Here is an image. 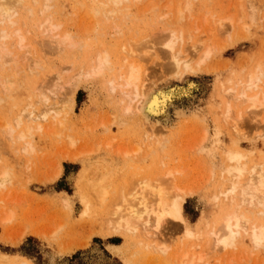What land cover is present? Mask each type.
<instances>
[{"label":"rangeland","instance_id":"rangeland-1","mask_svg":"<svg viewBox=\"0 0 264 264\" xmlns=\"http://www.w3.org/2000/svg\"><path fill=\"white\" fill-rule=\"evenodd\" d=\"M0 1L3 2V0ZM20 1V5L16 4L18 14L12 18L15 19L13 21L16 22L17 30L20 29L18 32L25 34L26 31V41L28 37L26 43L31 46L30 57H28L27 51L20 50L15 42L18 40V35L14 37L16 27L10 26L8 21L2 23L0 19V25H2L0 33L6 28L5 32L7 31L14 38L9 37L10 39H7L9 43L6 42L7 40H3L6 43L4 47L10 48V45H16L12 47L13 49H7L10 52L13 51V54L10 55L12 59L9 57L10 62H7L9 59L6 61L9 64L2 63L3 60L0 59V83H3L4 80L8 81L6 78L13 82H11L12 88L7 93L4 87L5 92L2 91V83L0 84V171L3 170L0 173V183L2 182L1 175L5 170L8 176L9 174L11 176V180H7L8 183L6 182L3 185L4 188L0 189V217L4 215L5 218L9 214L12 216L9 226L8 222L4 226L0 225V264H180L182 255L199 257L200 253H206L207 256L204 258L202 254L204 259L201 264H264V248L253 246L248 235L242 237V240L238 242V247L222 251L217 249L208 237L214 226L219 227V219L223 214L233 208L231 207L229 210L230 205L227 206L228 201H225L224 195L216 194L226 190V185L229 183L228 177L240 175V169L244 163L249 168L260 164L264 165V112L259 114L260 112L254 113L248 109L247 112L237 113L240 109L238 102L234 103L233 100H229L224 92L230 88L239 89L241 86L239 82L245 81L246 75L249 77L258 64L260 67L262 66L261 71L264 74V0H140L138 2L130 0L119 6L120 12L124 16L126 10L124 11L123 7L125 6L127 17L113 19L117 26L113 25V21H109L111 18H116L117 15H119L118 18H122L119 12L114 14L109 21L105 19L107 23L104 21V15L100 16L104 11L106 13L110 9V12L115 8L108 4L107 0L106 2L104 0ZM98 1L103 2L102 4L106 3L104 5H107L108 8ZM98 5L104 6V8L98 7ZM187 5L190 6V11L186 9ZM25 7L31 10V17L28 16L29 12H25L27 11ZM95 9L99 10V14L95 15V12L97 13ZM178 9L185 12L183 19L177 18ZM92 15L97 16V19ZM242 15L243 17H241ZM48 16L53 17L51 18L52 23L56 25H61L62 22V29L66 27L71 31L75 35V41L82 40H79L81 43L77 44L81 47H78L79 49L77 48L74 53L67 47L61 54L56 47L57 44H53L54 40H50L55 34L57 35V32H53L50 37V34L46 33L48 31L46 22L41 24L46 21L44 17L48 19ZM19 17L20 19H18ZM230 18H233L232 24L229 22ZM18 21L19 23H17ZM102 21L103 24H101ZM221 23L224 24L223 27L220 26ZM43 26L46 28V32L43 31ZM93 26L96 27L94 31H92ZM117 27L123 32L121 30L120 33ZM116 31L120 34L117 35ZM170 34L176 39L180 37L182 41H179L180 38L177 39L175 50L184 54L185 49L188 52L185 54L188 56L192 51V45L204 41L205 45L202 44L199 49L200 54L192 61L195 73L184 70L176 71L175 69V72H170L173 70V64L169 57L167 56V59L163 54L165 51L164 53L168 55L163 43L164 40L169 39ZM209 39H211L210 42L207 41ZM49 40L51 44L46 42ZM135 40L137 42L139 40L138 44L149 42L150 46H157L156 50L160 49L159 57L157 56L156 60H154V56L148 57V59L142 57L145 59V61L142 60V64L145 66L142 67L147 66L148 73L152 81L155 82L156 87L155 85L152 87L155 89L154 91L168 90V88L174 91L170 102H167L165 113L158 116L159 118L149 117L151 126L153 128L161 127V132L156 134L154 132L151 135L153 130L147 129L148 126L144 127L138 116L136 118L135 114L130 113L129 115L128 113L125 114L127 118L122 114L126 101L122 100L121 93L113 92L111 94L112 91L109 92L111 90L108 86L110 74L97 78L84 77L85 79H80V88L78 87V91L74 95L75 102L73 106L71 105L72 107L67 106L71 110H68L64 104L67 101L65 100L64 103L62 101V97H65L62 93L64 90H61L56 96L53 94L51 84L54 83V79L57 80V76H62L64 79L62 83H66L76 75L75 72L79 73V71L88 69L89 62H92L97 54V52L93 53L95 50L98 52L120 50L118 52L121 53L122 50L119 48L121 45L118 44L127 47ZM3 41L0 39V46H3ZM43 41H45V45ZM208 45L214 49L212 50L213 54L211 53L209 61L206 60L205 64L197 65L195 62L200 61L198 56L211 48ZM162 46L164 47L162 48ZM55 47L57 49H54ZM179 47L180 50H178ZM138 58L136 57L137 60H134L139 64L141 57L140 61ZM151 63H154V66ZM193 63L198 66L197 70V66ZM66 67L69 69L74 67L75 71L71 69L66 73L64 69ZM178 72L180 73L178 74ZM56 73H58L57 76ZM41 87L47 88L48 90H44H47L50 97L54 98L52 100L50 98L46 103L43 100L42 103L57 105L62 101V105L61 103L58 105L63 108L65 106L63 114L65 113L67 121L61 138L57 136L61 129H58L60 123H57L60 118L63 121V114L58 118L53 116L58 122L53 120L52 114L50 116L52 121L49 119V123L44 124V129L37 122L30 121L29 123L30 118H26L24 125L19 129L13 126L15 124L11 125L20 113L28 114L34 108H43L42 98H37V95L44 93ZM37 99L41 101L39 100V102ZM37 101L38 104H36ZM224 101L230 102L231 106L235 104L233 118L228 123L224 121V118L221 119V114L225 111L227 104V102L224 104ZM122 102H124L123 106ZM28 105L35 107L30 108ZM24 110L28 112H24ZM125 118L127 119L125 120ZM235 121H238L236 130L231 126ZM120 122H124V124L121 126ZM7 124H10L15 132L13 130V133L11 130L10 133L6 131ZM25 124L32 125L30 135L20 139L19 132L22 129L25 130L27 127ZM54 127L55 129H53ZM45 129L48 130L44 131ZM152 136H156V140ZM147 137L152 138L149 140ZM202 138H205V141ZM71 139L75 142L74 147L72 145L74 142ZM155 142L163 144L161 145L163 147L158 144L161 149L158 148L159 146ZM199 142H203V145ZM152 145L153 153L149 149V146ZM192 146H199V149L201 147L200 150L197 149L199 153L195 151L196 147L193 149ZM137 147L140 149H136ZM133 148L134 150H132ZM71 154L77 155V159L73 158ZM69 155L72 159H69ZM168 169H187L186 176L192 175L188 179L184 175H176L175 184L179 187L189 185L188 189H192L194 192L191 196L188 195L182 204L183 222L177 223L167 219L159 233L152 232L154 233L152 239L146 233H140L141 230L137 232L138 235L134 233L133 236H131L132 233L108 235L107 218H109L110 208L106 209V207L109 206L107 203L110 201L108 199L103 203L98 197L96 198L97 195L93 189L96 182L100 179H105L114 185L117 182L115 185L117 189L123 183L122 187L129 188L128 192H130L134 190L138 180L140 183L138 182V188L135 187L136 190H139L141 183L143 184L144 180L148 178L164 181L163 177L165 176L161 175ZM156 174L159 176L156 177ZM198 174L200 178L197 176ZM160 176L162 179L159 178ZM132 186L134 187L132 188ZM202 187L203 189H200ZM146 197L150 204L154 202L151 200H155L150 193H146ZM222 197L224 198L222 199ZM95 198L98 200L97 202ZM247 207L248 211L245 213L249 214V217L252 215L253 222L264 221V215H259L261 212L259 207L254 209ZM9 211L14 214L12 215ZM8 227L9 229H7ZM6 230L7 232L4 234ZM37 231H40L39 233L44 238L37 234ZM145 235L146 237H142ZM82 243L85 244L82 245ZM159 246L167 248L166 252H161Z\"/></svg>","mask_w":264,"mask_h":264},{"label":"bare ground","instance_id":"bare-ground-1","mask_svg":"<svg viewBox=\"0 0 264 264\" xmlns=\"http://www.w3.org/2000/svg\"><path fill=\"white\" fill-rule=\"evenodd\" d=\"M76 1V0H75ZM95 1V0H94ZM102 1V0H101ZM101 1H98L99 3H101ZM105 2H106V0H104ZM128 1H130V0H107V3L108 4H111V6L113 5V7H115L114 8V10H112L111 9V11L109 12V10H107L106 11V13H101V11H100V13H101V15L100 16H102V15H104V21H109L110 20V18L114 15V14H116V13H118L119 12V14H121L122 15V18H118V16L119 15H117V16H115L116 18H111V20L109 21V22H112V23H114L113 25H115V26H117L116 24H115V20H113V19H124V17L126 18L127 16H126V14H127V9H125L124 7H123V10L125 11L124 13H125V16H124V14H122L120 11H121V9H119V6L120 5H122V4H124V3H127ZM133 1V0H132ZM138 2V1H140V0H135V2ZM2 1H0V19H1V21H2V23L3 22H7L8 21V24H10V26H12V25H16V22L15 21H13V19L14 18H12L13 16H16V14H18V10H17V8L18 7H16V4H18V5H20L21 4V1L20 0H3V2L1 3ZM78 3H80V2H78ZM77 3V4H78ZM98 3V4H99ZM103 3V2H102ZM101 3V4H102ZM97 4V3H96ZM95 4V5H96ZM104 4H106V3H104ZM104 4H102V5H104ZM186 4V3H185ZM190 5V4H189ZM189 5H187L186 7V9H187V11L190 9V6ZM105 7H107V5H104ZM104 6L103 7H101V5H98V7H101V8H104ZM110 6V5H109ZM27 7V6H26ZM25 7V8H26ZM25 8H24V10H25ZM108 8V7H107ZM106 8V9H107ZM27 9V11H25V12H29V14H28V16L30 15V17H31V10H28L29 8H26ZM186 9H183V10H185L186 11ZM102 11H103V9H101ZM253 10H255L254 8H253ZM43 11H45V10H43ZM95 11H97V13L95 12V15L96 14H99L98 13V11L99 10H97V9H95ZM190 11V10H189ZM256 11V10H255ZM93 10H92V14H93ZM177 12V11H176ZM109 13V14H108ZM110 13H111V15H110ZM184 14H185V12L184 11H182L181 9H178V16H177V18H184ZM44 15V14H43ZM107 15V16H106ZM254 15V14H253ZM18 16V15H17ZM50 16V15H49ZM48 16V17H49ZM92 16H94V15H92ZM23 17V16H22ZM83 17H84V15H83ZM95 17V19H97V16H94ZM94 17H92V18H94ZM241 17H243V15L241 16ZM254 17V16H253ZM255 17H256V14H255ZM254 17V18H255ZM16 18V17H15ZM26 18L27 19H29V17H27L26 16ZM51 18H53V17H49L48 19L47 18H45L44 17V19L46 20V21H43L41 24H43V23H45L46 22V28L48 29V31L46 32V28H44V26H43V31L44 32H46L47 34H50V37L53 35V32L54 33H56L57 32V35L55 34L53 37L56 39L57 38V42L55 41V39L53 38V37H51L50 38V40L51 39H53L54 41V43L53 44H57L56 45V47H58V51H60V53L62 54V52L63 51H65L66 50V48L68 47V48H70L69 49V51L71 50L72 51V53H74L75 51H76V49L78 48V47H81V46H78L77 44H80L81 42L80 41H82V40H77V41H75V35L74 34H72V32L71 31H69L68 29H66V27H65V29H62V22H61V25H56L55 23H52V19ZM108 18V19H107ZM18 19H20V17L18 18ZM106 19V20H105ZM231 20L229 21V22H231V24L233 23V18H230ZM15 20V19H14ZM94 20V19H93ZM99 20H100V18H99ZM227 20H229V19H227ZM254 20V19H253ZM54 21V20H53ZM57 21V20H56ZM82 21V20H81ZM107 21L105 22V23H107ZM83 22V21H82ZM94 22V21H93ZM96 22V21H95ZM101 22V21H100ZM124 22V21H123ZM1 23V24H2ZM17 23H19V21L17 22ZM121 23V22H120ZM92 24V23H91ZM101 24H103V21H102V23ZM109 24V23H108ZM230 23H229V25H231ZM6 25V24H5ZM24 25V24H23ZM97 25V24H96ZM100 25V24H99ZM98 25V26H99ZM119 25V24H118ZM0 26H2V25H0ZM91 26V25H90ZM220 26H224V24L223 23H221V25ZM9 26H7V29H9L8 28ZM16 27V34H14L15 36L14 37H16V35H18V37H17V41H19V42H17V41H15L16 43H17V46H18V48L20 47V50L22 49L23 51H25L26 53H30L31 51H30V45H28L26 42L28 41V37H27V41H26V36L25 35H27L26 34V31H25V34L24 33H22V32H18V30H20V29H18L17 30V26H15ZM41 27V26H40ZM39 27V28H40ZM64 27V26H63ZM121 27H123V25H121ZM121 27H120V29H121ZM93 28V30L92 31H94L95 29L94 28H96V27H92ZM118 28V27H117ZM2 29V28H1ZM90 29H91V27H90ZM100 29V28H99ZM5 30H6V28H5ZM5 30L2 32V33H0V36H1V34H2V37L0 38V39H2V41L4 40V41H6L9 37H12V39H14L13 38V35H9L8 33H7V31L5 32ZM11 30V29H10ZM112 30V29H111ZM117 30V29H116ZM118 30H119V28H118ZM122 30V29H121ZM121 30H119L120 31V33H121ZM22 31H23V27H22ZM59 31H60V33H59ZM0 32H1V30H0ZM9 32V31H8ZM77 32V31H76ZM82 32V31H81ZM96 33H97V31H95ZM118 31H116V33H117ZM122 32H123V30H122ZM13 33V32H12ZM24 34V36H22V34ZM28 33V32H27ZM46 33H44V34H46ZM52 33V34H51ZM119 32H118V34L117 35H119L120 34ZM168 33V32H167ZM166 33V34H167ZM171 34L173 33V32H170ZM21 34V35H20ZM126 34V33H125ZM170 34V35H171ZM175 33H173V35H174ZM90 35H92V34H90ZM94 35V34H93ZM102 35V34H101ZM122 35V34H121ZM158 35V34H157ZM156 35V36H157ZM177 35V34H176ZM209 35V34H208ZM46 36H48L49 37V35H46ZM85 36H86V34H85ZM95 36V35H94ZM114 36H116V35H114ZM87 37V36H86ZM89 37V36H88ZM92 37V36H91ZM120 37H122V36H120ZM119 37V38H120ZM134 37V36H133ZM168 37V36H167ZM166 37V38H167ZM179 37V36H178ZM182 37V36H181ZM211 37V36H210ZM82 38H83V36H82ZM94 38V37H93ZM93 38H91V39H93ZM117 38H118V36H117ZM148 38V37H147ZM146 38V39H147ZM152 38H154L153 36H152ZM180 38V37H179ZM179 38H177V39H179ZM10 39V38H9ZM84 39V38H83ZM87 39V38H86ZM162 39H165V38H163L162 37ZM177 39L174 37V36H170L169 37V39H166V40H164V46H165V49L167 50V52H168V55L166 54V53H164L163 52V54H165V57H169V59H170V61L172 62V64H173V70L171 71L170 70V72H175V70L177 71H182V70H184V71H188V72H190V71H192V73L194 72V70H193V68H192V61L195 59V57L197 56V55H199L200 53H199V49L202 47V44H204V41H199V43L197 44V43H195L194 45H192V51H191V53H193V54H191L190 53V55L188 56L187 54H185V53H188V52H186V50L184 49V51H185V53L184 54H181V53H179L178 51H176L175 49H176V41H177ZM211 39H212V37H211ZM211 39H209V40H207L208 42H210L211 41ZM46 41V42H48V43H50L51 41ZM90 40V39H89ZM95 40H96V38H95ZM98 40V39H97ZM122 40V39H121ZM140 40V39H139ZM139 40H138V42L135 44L134 42L133 43H130V44H132V45H127V47H124V45H122V44H118V45H121L119 48H121V53H119L118 51H120V50H117V52H114V51H112V50H103V51H96L95 50V52H93L94 54H96V52H97V54H96V56H95V58H94V60L90 63L89 62V64H90V66L88 67V69H86V70H83V71H79V73H76L75 72V76L74 77H72L70 80H69V82L67 81L66 83H62V81L64 80L63 78H62V76H57L58 75V73H56L55 75L57 76V80L56 79H54L55 81H58V82H56L55 83V81L52 79V81H54V83H55V85H53L54 83L52 82V86L53 87H51V89L53 90L52 92H53V94L56 96V95H58V93H60V91L61 90H64V92H62V93H64V96L65 97H68V98H66L65 99V97H62V101H63V103L64 102H66V103H64V104H66L65 106L67 107L68 105L69 106H73V104H74V102H75V100H74V95L76 94V92L78 91V87H79V84H80V79L82 80V78H88V77H95V78H97V77H100V76H105V75H107V74H110V77L112 78H109L110 80H109V85L108 86H110L109 88L111 89H109L108 91L109 92H111V94L113 93V92H119V93H121V95L123 96V98H122V100L124 101H126L125 103L124 102H122L121 104H122V106H123V103H124V107H123V109H122V114L125 116V114H128L129 113V115H130V113L132 114H135L136 115V118H137V116H138V118H139V121H141L142 122V124L144 125V127H146V126H150L149 128L147 127V129H149L150 130V128L153 130V132L152 131H150V132H152V134L151 135H153V133L154 134H156L157 132L159 133V132H161L162 130L158 127V126H155L154 128H153V126H151L152 124L150 123V121H149V117H151V118H155V117H158V116H162L164 113H165V111H166V108H167V102L169 103L170 102V99L172 98V96L174 95V91L173 90H170L169 88H168V90H165V89H161V90H159L158 89V91H154L155 89L154 88H152L155 84V82L154 81H152V79H151V76H150V74L148 73V71H149V69H147L146 67H142V66H145V65H143L142 64V60H144L145 61V59L147 58L148 59V57H151V56H154L153 58H154V60H156L157 59V56L159 55L158 53H160V52H158L159 50H156V47H153V46H150L149 44V42H145V43H140V44H138L139 43ZM3 41V42H4ZM84 41V40H83ZM100 41H101V39H100ZM108 41H109V39H108ZM120 41V40H119ZM128 41V40H127ZM160 41V40H159ZM179 41H181V38L179 39ZM7 43H9L8 42V40L6 41ZM42 42V41H41ZM44 42V45H45V41H43ZM87 42V41H86ZM97 42H99V41H97ZM118 42V41H117ZM122 42V41H121ZM128 42H130V41H128ZM132 42V41H131ZM182 42V41H181ZM185 42V41H184ZM206 42V41H205ZM11 43V42H10ZM13 43V42H12ZM47 43V44H48ZM84 43V42H83ZM90 43V42H89ZM100 43V42H99ZM124 43V42H123ZM126 43V42H125ZM154 43V42H153ZM152 43V44H153ZM161 44H162V41L160 42ZM6 43L4 42V44H2L3 46H0V59H2L3 60V62L2 63H5L8 59H9V57H11L10 55H12L13 53V51L12 52H10V50L8 51L7 49L9 48H5L4 47V45H5ZM14 44V43H13ZM51 44V43H50ZM52 44V45H53ZM128 44V43H127ZM15 45V44H14ZM14 45H10V48H12V47H14ZM49 45V44H48ZM92 45V44H91ZM94 45V44H93ZM205 45V44H204ZM16 46V45H15ZM47 46V45H46ZM77 46V47H76ZM129 46V47H128ZM164 46H162V48L164 47ZM54 48V49H57V48ZM91 47V46H90ZM208 47H211L210 45H208ZM207 47V48H208ZM9 48V49H10ZM15 48H17V47H15ZM47 48V47H46ZM88 48V47H87ZM93 48V47H92ZM183 48V47H182ZM13 49V48H12ZM45 49V48H44ZM79 49V48H78ZM85 49V48H84ZM91 49V48H90ZM178 50H180V47H179V49ZM204 50V49H203ZM206 50V49H205ZM212 50H214V49H212V47L211 48H209L207 51H206V53H204L203 52V54H201L200 56H198L199 57V59H200V63L199 62H195V63H197V65L198 64H200L201 65V63H204L205 64V62H206V60H208L209 58H210V56H211V53L213 54V51ZM52 51V50H51ZM56 51V50H55ZM57 51V52H58ZM87 51V50H86ZM188 51V50H187ZM216 51V50H215ZM10 52V53H9ZM81 52V51H80ZM141 54H140V53ZM69 54V53H68ZM118 54V55H117ZM142 54H144V55H142ZM162 54V55H163ZM31 55H32V53H31ZM71 55V54H70ZM92 56V55H91ZM16 57V56H15ZM15 57H13L14 58V60H16L15 59ZM27 57V56H26ZM28 57H30V54L28 55ZM71 57V56H70ZM87 57V56H86ZM94 57V56H93ZM136 57L138 58H140L141 59V61L139 60V58H138V61H140L141 63H139V64H142V65H139L137 62H135V60L134 59H136ZM142 57H145V59L144 58H142ZM156 57V58H155ZM159 57V56H158ZM168 57H167V59H168ZM153 58H152V60H153ZM213 58V57H212ZM11 59H12V57H11ZM31 59H32V56H31ZM90 59H92V58H90ZM198 59V60H199ZM27 60H28V58H27ZM30 60V59H29ZM137 60V59H136ZM151 60V59H150ZM30 61H32V60H30ZM143 61V62H144ZM209 61V60H208ZM7 62H10V59L7 61ZM6 62V63H7ZM77 62V61H76ZM82 62V61H81ZM147 62H148V60H147ZM146 62V63H147ZM157 62V61H156ZM1 63V64H2ZM5 63V64H6ZM7 64H9V63H7ZM152 64V63H151ZM154 64V63H153ZM152 64V65H153ZM194 64V63H193ZM4 65V64H3ZM72 65V64H71ZM195 65V64H194ZM197 65H195V66H197ZM5 66V65H4ZM7 66V65H6ZM154 66V65H153ZM63 67H65V66H63ZM70 67V66H69ZM151 67V66H150ZM168 67V66H167ZM171 67V66H170ZM171 67V68H172ZM201 67V66H200ZM257 67V66H256ZM262 67V66H261ZM261 67L259 66V64H258V67L254 70V72L253 73H251V74H249V77H248V75H246L247 76V79L245 80V81H243L242 80V82L240 83L239 82V85H241V86H239L240 88L239 89H236V88H234V89H227L226 91H224L225 92V96L227 97V98H229V100H233V102L235 103V101L236 102H238L237 104H238V106L240 107V109H239V112H237V113H243V112H247L248 111V109L249 110H252V112H260L259 114H261V113H263L264 112V80H263V77H264V74H263V72L261 71ZM152 68V67H151ZM154 68V67H153ZM65 70H66V73H68L67 72V70L68 71H70L71 69H73L74 71H75V68L73 67V68H71V69H69V68H64ZM80 69V68H79ZM175 69V70H174ZM198 69V66H197V68H196V70ZM195 70V71H196ZM261 71V72H260ZM61 73V72H60ZM62 73H63V71H62ZM180 72H178V74H179ZM184 73V72H183ZM195 73V72H194ZM73 74V73H72ZM159 74V73H158ZM60 75H63V74H60ZM65 75V74H64ZM70 75V74H69ZM55 76V77H56ZM67 76V75H66ZM72 76V75H71ZM70 76V77H71ZM161 77H162V75H160ZM176 76V75H175ZM244 76V75H243ZM69 77V78H70ZM52 78V77H51ZM84 78V79H85ZM10 79H12V78H10ZM83 79V83H84V80ZM90 79V78H89ZM6 80H8V81H5L4 80V82L2 83V91H4L5 89H6V93L8 92V90L10 89V88H12V86H13V84H11V82L9 81V79H7L6 78ZM68 80V79H67ZM82 82V81H81ZM153 82V83H152ZM0 83V84H1ZM13 83V82H12ZM48 83V82H47ZM236 83V82H235ZM41 84V83H40ZM44 84V83H43ZM4 85V86H3ZM12 85V86H11ZM49 85H50V83H49ZM46 86V85H45ZM191 86H192V84H191ZM232 86V85H231ZM234 86H236L235 84H234ZM238 86V85H237ZM3 87H4V90H3ZM40 87V86H39ZM155 87H156V85H155ZM49 88H50V86H49ZM54 88V89H53ZM80 88V87H79ZM159 88V87H158ZM38 89V88H37ZM41 89H43V91H44V93L42 92V94L41 95H37V98L39 97H41L40 99L42 100H40L41 101V103L43 102V100H45V102L44 103H46V101H48L51 97H50V93H48V89L47 88H42L41 87ZM44 89H47V90H44ZM51 89H49V91H51ZM10 91V90H9ZM40 91V90H39ZM46 91V92H45ZM5 92V91H4ZM46 93H48L47 95H46ZM115 94V93H114ZM60 95V94H59ZM119 95V94H118ZM52 96V95H51ZM63 96V95H62ZM121 96V97H122ZM54 97V96H53ZM60 97H61V95H60ZM120 97V98H121ZM59 98V97H58ZM52 99H54V98H51V100ZM38 100V99H37ZM38 100V101H39ZM56 100V99H55ZM66 100V101H65ZM121 99H120V102L122 101ZM228 100V99H227ZM38 101H37V103L36 104H38ZM39 101V102H40ZM61 101V100H60ZM61 101V102H62ZM60 102V103H61ZM227 102V101H226ZM226 102L224 101V104H226ZM33 103H34V101H33ZM32 103V104H33ZM44 103H42V105L44 104ZM59 103V102H58ZM58 103H57V105H55L54 103H52L53 105H51V104H49V105H43V108H41V109H37V108H34L35 106H37V105H35V106H29V105H32V104H29L28 106L31 108V107H33L34 109L32 110V111H30V112H28V111H25L24 110V112H28V114L27 113H23V114H21L20 113V115H19V117L18 116H16V119H14V121L12 122V124L11 125H13V124H15V125H13V126H15L17 129H19V128H21L22 127V125H24V122H25V119L26 118H30V120L28 121V119H27V121L30 123V121H32L33 123L34 122H37L39 125H40V127L41 128H43V126H45L44 124L46 123V125H47V123H49V119L51 120V117H53V116H55V117H61V115L63 114V112H64V109H65V106H64V108H63V106L61 107V105H62V103H61V105L59 106L58 105ZM59 103V104H60ZM127 103V104H126ZM235 104H233V106H234ZM45 106V107H44ZM71 106V107H72ZM233 106H231V104H230V102H227V104H226V108H225V111L224 112H222V117H221V119L222 118H224L225 120L224 121H226L227 123L230 121V119H232L233 118V114H234V107ZM24 108H27V107H24ZM23 108V109H24ZM68 108V110L70 109L71 110V108H69V107H67ZM125 108V109H124ZM236 109V108H235ZM68 110H66V111H68ZM124 110H126L125 111V113H124ZM219 110H221V109H219ZM69 112V111H68ZM127 112V113H126ZM219 112V111H218ZM55 113V114H54ZM220 113V112H219ZM53 114V115H52ZM68 114V113H67ZM132 114V115H133ZM258 114V113H257ZM52 115V116H51ZM65 115V113L63 114V116ZM134 115V116H135ZM51 116V117H50ZM121 116V115H120ZM155 116V117H154ZM18 117V118H17ZM55 117H53V120H55V121H57V119H55ZM125 117H127V115L125 116ZM67 117H62V119H63V121H61L60 119H59V122L57 123V122H55V123H57V124H59V128L58 129H62V131H61V129H60V131L58 132V135L57 136H60L59 138H61V133L63 132V130H64V126L66 125V121H67V119H66ZM128 118V117H127ZM127 118H125V120L127 119ZM150 118V119H151ZM159 118V117H158ZM129 119H131V118H129ZM124 120V121H125ZM52 121V120H51ZM115 121V120H114ZM113 121V122H114ZM131 121V120H130ZM153 121V120H152ZM121 122H122V120H121ZM120 122V125L122 126L123 124H124V122L123 123H121ZM237 122L238 121H235V123H233L231 126L236 130V126H237ZM126 124H127V121L125 122ZM28 124V123H27ZM110 124V123H109ZM11 125L10 124H7V130L6 131H8L9 133H10V130H11V132L13 133V131L15 132V129L13 130V127H11ZM26 125V124H25ZM53 125H54V122H53ZM108 125V124H107ZM113 125H114V123H113ZM27 126V125H26ZM93 126V125H92ZM161 126V125H160ZM8 127H9V130H8ZM27 127H29L28 129H27ZM26 128H25V130L24 129H22V131L20 130V132H19V134H20V136H19V138L20 139H24L25 137H26V135H30V127H32V125H29V126H27ZM53 127V126H52ZM44 129V128H43ZM53 129H55V127L53 128ZM52 129V130H53ZM143 129V128H142ZM13 130V131H12ZM24 130V131H23ZM27 130V131H26ZM48 130V129H47ZM46 129L44 130V131H47ZM207 130V129H206ZM49 131H50V129H49ZM48 131V132H49ZM55 131V130H54ZM205 131V130H204ZM51 132H53V131H51ZM206 132V131H205ZM67 133V132H66ZM52 134V133H51ZM168 134V133H167ZM207 134V133H206ZM158 135V134H157ZM163 135V134H162ZM12 136H13V134H12ZM145 136V135H144ZM147 136V135H146ZM201 136V135H200ZM154 139H155V137L156 136H152ZM151 137V138H152ZM205 138H206V136H204ZM63 138V137H62ZM148 138V137H147ZM151 138L149 137L148 139L149 140H151ZM162 138V137H161ZM205 138L203 139L204 141H205ZM164 139V138H163ZM199 139H201V138H199ZM111 140H112V138H111ZM156 140V139H155ZM71 141L72 142H74V140L73 139H71ZM145 141V140H144ZM164 141V140H163ZM162 141V142H163ZM110 142V141H109ZM165 142H167V141H165ZM77 143V142H76ZM133 143V142H132ZM156 144H157V146H159L160 145V143L158 142H155ZM199 143H201V142H199ZM198 143V144H199ZM203 143V142H202ZM201 143V145H203ZM74 144H75V142L74 143H72V145H73V147H74ZM108 144V143H107ZM156 144H155V146H156ZM159 144V145H158ZM196 144V143H195ZM97 145V144H96ZM105 145V144H104ZM150 145H151V143H150ZM161 145H163V144H161ZM160 145V146H161ZM200 145V144H199ZM139 146V145H138ZM142 147H143V145H141ZM154 146V147H155ZM160 146L158 147V148H160ZM100 147V146H99ZM99 147H98V149H99ZM133 147H134V145H133ZM152 147H153V145L150 147L149 146V149L151 150V152L153 153V150H152ZM161 147H163V146H161ZM194 147H196V149L194 148ZM192 146V148L193 149H195V151H197V149L198 150H200L201 149V147H200V149H199V146ZM198 147V148H197ZM93 148V147H92ZM135 148V147H134ZM134 148L132 149V150H134ZM139 147H137L136 149H138ZM94 149V148H93ZM96 149H97V147H96ZM140 149V148H139ZM161 149V148H160ZM159 149V150H160ZM88 150V149H87ZM131 150V151H132ZM154 150H155V148H154ZM192 150V149H191ZM81 151V150H80ZM138 151V150H137ZM137 151H135V152H137ZM143 151V150H142ZM161 151V150H160ZM66 152V151H65ZM83 152V151H82ZM82 152H80L81 154H88V153H82ZM120 152V151H119ZM126 152H127V150H126ZM125 152V153H126ZM133 152V151H132ZM150 151H149V153H151ZM156 152V151H155ZM198 152V151H197ZM204 152V151H203ZM203 152H201V153H203ZM116 153H117V150H116ZM124 153V152H123ZM128 153H130V152H128ZM142 153V152H141ZM199 153V152H198ZM200 153V154H201ZM67 154H68V151H67ZM81 154H78V155H81ZM144 154V153H143ZM149 155V154H148ZM198 155V154H197ZM206 155V154H205ZM242 155V154H241ZM65 156H67V155H65ZM64 156V157H65ZM71 156L73 157V158H75V159H77V155L75 156V154H74V156L71 154ZM71 156L69 155V159L71 158ZM135 156V155H134ZM139 156H140V152H139ZM146 156V155H145ZM144 156V157H145ZM201 156V155H200ZM68 157V156H67ZM125 157H126V155H125ZM144 157H142V158H144ZM250 157V156H249ZM135 158V157H134ZM203 160H204V158L203 157H201ZM72 159V158H71ZM141 159V158H140ZM182 159V158H181ZM180 159V160H181ZM131 161V160H130ZM176 161V160H175ZM177 161H179V160H177ZM197 161H199V160H197ZM194 162V161H193ZM162 163V162H161ZM202 163V162H201ZM127 164H128V162H127ZM162 165H164V164H162ZM203 165V164H202ZM201 165V166H202ZM239 165V164H238ZM183 166V165H182ZM195 166V165H194ZM188 167V166H187ZM130 168V167H129ZM160 168V167H159ZM179 168H181V167H179ZM186 168V167H185ZM195 168V167H194ZM7 169V168H6ZM132 169V168H131ZM175 169H177V168H175ZM175 169H168V170H166V173H164V174H162L161 176L163 177V176H165V177H163L164 179V181H161V180H159V179H155V180H150L151 178H148V177H146V178H148V179H146V178H143V179H146V180H144L145 182L142 184L141 183V185H140V188H139V190L137 189H135V187L136 188H138V185H139V180H138V182L136 183L137 185H135V187L134 186H132V188L134 187V190H132L131 188V190L132 191H130V192H128V189L129 188H126V187H122V184L120 185V187H122L120 190H119V188L117 189L116 187H115V185H116V183H115V185L113 184V183H109V182H107L105 179H100V180H98L97 182H96V184L94 185V191H95V193H96V198L98 197L103 203L106 201V200H108V201H110V203L108 202L107 204H109V206H107L106 207V209L109 207L110 208V211H109V218H107L108 219V223H107V225H108V227L107 228H109V232H108V235H111V234H113V235H117V234H123V233H132L131 234V236H133V235H135L134 233H137L139 230H143L142 232L140 231V233H146V235H148V237L150 238V239H152V237H153V235H154V233L156 232V233H159L160 231L159 230H161L162 229V226H163V224H164V222L165 221H167V219H168V221H169V219L171 220V221H174V222H177V223H181V222H183V216H182V204H183V202L186 200V197L189 195V196H191L194 192H192L193 190L191 189H188L189 188V185L188 186H184L183 187V185L182 186H178L177 184H175V181H177V176L178 175H180V176H182V175H184L187 179L190 177V175L189 176H186V173L188 172V170H189V168H188V170L187 169H185V170H183V169H178V170H175ZM4 170H5V168H4ZM187 170V171H186ZM237 170V169H236ZM1 171H3V170H1ZM1 171H0V173H1ZM159 171V170H158ZM211 171H212V168H211ZM121 172V171H120ZM160 172H161V170H160ZM213 172V171H212ZM236 172V171H235ZM147 173V172H146ZM156 173H158V172H156ZM203 173V172H202ZM119 174V173H118ZM212 174V173H211ZM155 175V174H154ZM153 175V176H154ZM157 176L156 177H158L159 175L158 174H156ZM177 175V176H176ZM195 175V174H194ZM209 175V174H208ZM140 176V175H139ZM146 176H147V174H146ZM159 177V178H161L162 179V177ZM192 176V175H191ZM198 177L200 176L199 174L197 175ZM212 176V175H211ZM214 176V175H213ZM232 176V175H231ZM234 176V175H233ZM9 177H10V179H9ZM102 177V176H101ZM129 177H130V175H129ZM135 177V176H134ZM145 177V176H144ZM150 177H151V174H150ZM203 177V176H202ZM202 177H201V179H202ZM8 178V179H7ZM120 178V177H119ZM200 178V177H199ZM208 178V177H207ZM229 178V183L226 185V190H224V191H220V188H221V186H220V188H219V193H216V194H220L221 196H223L224 195V197H225V201L227 202L228 201V204H227V206L228 205H230L229 206V210H230V208L231 207H233L230 211H228L227 213H225V214H223V216L221 217V216H217V217H221L220 219H219V227L218 228H216L217 226H214L213 227V229L212 230H210V232H209V234H208V237H210V240L212 241V243L214 244V246L217 248V249H219L220 251H222V250H229L230 248H235V247H238V242L240 241V240H242V237H244L245 235H248V236H250V238H251V240H250V242H252L253 243V246L255 245L256 247H260V248H264V221H262V222H259V223H255V222H253L252 221V219H251V217H252V215H251V217H249L245 212H247L248 211V207L247 206H249L250 208H255V207H259L260 209H261V212H259L260 214L259 215H264V165H262V164H260V165H255V166H253V167H251V168H249L248 166H247V164L246 163H244L243 164V166H242V168L240 169V175H238L237 177H228ZM111 179V178H110ZM137 179V178H136ZM167 181H166V180ZM194 179V178H193ZM197 179V178H196ZM195 179V180H196ZM209 179H211V178H209ZM225 179V178H224ZM1 180H2V182L0 183V189L1 188H4L3 187V185L7 182V180H11V176H10V174H9V176H8V174H7V172H6V170L4 171V173H3V175H1ZM142 180V179H141ZM169 180V181H168ZM208 180V179H207ZM110 181V180H109ZM118 181V180H117ZM136 181V180H135ZM197 181V180H196ZM113 182H115V181H113ZM124 182V181H123ZM126 182V181H125ZM132 182H134V181H132ZM202 182V181H201ZM204 182V181H203ZM8 183V182H7ZM129 183H130V181H129ZM177 183V182H176ZM193 183V182H192ZM199 183V182H198ZM120 184V183H119ZM119 184H117L118 186H119ZM128 184V183H127ZM126 184V185H127ZM132 185H134L135 183H131ZM130 184V185H131ZM166 185V186H165ZM193 185H196V184H193ZM117 186V187H118ZM197 186V185H196ZM129 187V186H128ZM183 187V188H182ZM185 187H186V189H185ZM194 187V186H193ZM205 187V186H204ZM218 187V186H217ZM195 189H197V188H195ZM200 189H203V187L202 188H200ZM198 191H200L199 189H197ZM197 191V192H198ZM146 193H150L151 194V196L152 197H154L155 198V200H151V202L152 201H154L153 203H155L154 205H153V203L152 204H150V201L148 202V200L149 199H147V197H146ZM114 195H116V196H114ZM113 196V197H112ZM173 196V197H172ZM219 196V195H218ZM220 197V196H219ZM224 197H222V199L224 198ZM95 198V200H96V202L98 201L97 199ZM149 198V197H148ZM151 198V197H150ZM152 199V198H151ZM219 200V199H218ZM221 201V200H220ZM67 203V202H66ZM218 204H219V202H217ZM221 203H223V202H221ZM65 204V203H64ZM98 204V203H97ZM224 204V203H223ZM67 205V204H66ZM217 206H219V205H217ZM224 206H226V205H224ZM66 207V206H65ZM70 206H68V208H69ZM244 207H245V209H244ZM247 207V208H246ZM67 208V207H66ZM104 208V207H103ZM221 208H222V206H221ZM105 208H104V210H106ZM69 210H70V208H69ZM225 210H227V209H225ZM246 210V211H245ZM71 211V210H70ZM103 211V210H102ZM221 211V210H220ZM9 212H11V211H9ZM218 212V211H217ZM249 212H251V211H249ZM8 213V212H7ZM88 213V212H87ZM99 213V212H98ZM222 213V212H221ZM220 213V214H221ZM11 214H12V212H11ZM14 214V213H13ZM12 214V215H13ZM107 214V213H106ZM219 214V213H218ZM8 216H10V214L9 215H7L5 218H4V215H3V217L1 216L0 217V219H2V220H0V225H2V226H4V224L5 223H7L8 222V226H9V222L11 221V217L12 216H10V217H8ZM88 216V215H87ZM102 216V215H101ZM216 217V218H217ZM215 218V219H216ZM63 221V220H62ZM258 221V220H257ZM256 221V222H257ZM60 222V221H59ZM169 223V222H168ZM218 223V222H217ZM61 224V223H60ZM59 224V225H60ZM172 224H174V223H172ZM59 225H58V227H59ZM105 225H106V223H105ZM104 225V226H105ZM204 225V224H203ZM1 226V227H2ZM61 226H62V224H61ZM206 226V225H205ZM5 227H6V225H5ZM58 227H57V229H58ZM106 227V226H105ZM142 228V229H140V228ZM27 228V227H26ZM204 228V227H203ZM7 229H9V227L7 228ZM105 229V228H104ZM24 230H25V228H24ZM23 230V231H24ZM38 230V229H37ZM34 231H36V230H34ZM7 232V230L4 232V234ZM38 232V231H37ZM40 232V231H39ZM37 233V234H40V233ZM152 232H154V233H152ZM208 232V231H207ZM19 233H20V230H19ZM18 233V234H19ZM22 233V235H23V232H21ZM9 234V233H8ZM14 234H16V233H14ZM34 234H36V232H34ZM100 234V233H99ZM107 234V233H106ZM7 235V234H6ZM21 235V234H20ZM19 235V236H20ZM25 235V234H24ZM41 235V234H40ZM48 235H50V234H48ZM136 235H138V233L136 234ZM141 235V234H140ZM146 235L145 236H142V237H146ZM207 235V234H206ZM39 236V235H38ZM41 236H43V235H41ZM129 236V235H128ZM7 237H8V235H7ZM130 237V236H129ZM161 237H163V236H161ZM21 238V237H20ZM38 238H40V237H38ZM42 238H44V236L42 237ZM86 243V242H85ZM84 243V244H85ZM83 243H82V245H84ZM153 247V246H152ZM155 247V246H154ZM255 247V248H256ZM167 249V248H166ZM166 249L163 247H160L159 246V250L161 251V252H166ZM218 250V251H219ZM202 254L203 253H200L199 254V257H195V256H192V257H190L189 255H182V257H181V263L180 264H201V262L203 261V259L205 258V257H207L206 256V253H204L203 255H204V258L202 257ZM201 255V256H200ZM206 260V259H205ZM23 264H27V263H23ZM205 264H208V263H205Z\"/></svg>","mask_w":264,"mask_h":264}]
</instances>
